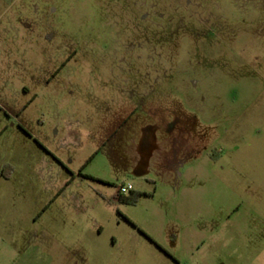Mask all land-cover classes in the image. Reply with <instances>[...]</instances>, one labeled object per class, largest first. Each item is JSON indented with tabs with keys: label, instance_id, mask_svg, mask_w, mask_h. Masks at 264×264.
I'll return each instance as SVG.
<instances>
[{
	"label": "rangeland",
	"instance_id": "374dc122",
	"mask_svg": "<svg viewBox=\"0 0 264 264\" xmlns=\"http://www.w3.org/2000/svg\"><path fill=\"white\" fill-rule=\"evenodd\" d=\"M53 114L81 145L56 149ZM19 120L63 160L62 191L44 189L58 164ZM154 132L172 134L171 173L141 176ZM128 182L144 194L110 202ZM260 256L264 0H0V264Z\"/></svg>",
	"mask_w": 264,
	"mask_h": 264
},
{
	"label": "crops",
	"instance_id": "0c3cea01",
	"mask_svg": "<svg viewBox=\"0 0 264 264\" xmlns=\"http://www.w3.org/2000/svg\"><path fill=\"white\" fill-rule=\"evenodd\" d=\"M36 98L33 97L31 100H29L27 103H24L20 108H18V110H16V113L14 114L15 118L18 120L20 116H23L24 112L26 110H29L31 108V106H33L36 103ZM57 117L55 118V120H57L55 122L54 125V140H55V146L57 150H65L68 149L70 147H76L82 144L81 142V138L83 137V135L81 134V132L78 131L79 126H81V124L78 122L76 123V127L75 126H71L70 124H65L64 126L61 125L60 122V117L61 115H55L53 114L52 117ZM20 121V120H19ZM38 125L42 126L43 128H45V124L42 123V120L39 118L37 120ZM20 126L22 127V132L27 136L29 141L35 142L36 144L39 145H43V147L47 148L55 157V161L57 162V170H58V174L57 175H52L50 177V179L44 183V189H52V190H59L62 191L64 187H62V185H59L57 180L58 178L61 176L62 174V170L64 167V165L62 164V162H60L58 159L62 160L57 154H55L52 149L48 146V138L46 135L43 136H39L36 135L25 123H22L21 121L19 122ZM62 127L64 128L62 131L63 134H61V129ZM171 133V132H170ZM159 133L158 132H154L153 137H154V142H155V148L153 149L152 152L150 153H142L140 154L141 159H143V161H145L144 166L142 167L143 172L141 174L142 175H146V177H151V173L153 170H155V168L158 169V173H161L163 176L169 175L171 173V168L169 167V160L170 157H168L167 154V147H168V143L170 141H172V134H171V138H168L166 135L163 134V138L160 140L159 138ZM177 145L180 147L181 145H184V143L187 145L186 140L180 136V139H178L177 141ZM45 150V149H43ZM63 161V160H62ZM184 159H183V153L181 151L177 152L176 155V164L177 167L179 168L182 163H183ZM65 163V162H64ZM46 164H44L45 166ZM66 165V164H65ZM44 166L42 167L41 173H44ZM52 169H51V173H52ZM140 173V171H138ZM137 172V173H138ZM94 177V176H93ZM99 179V178H98ZM104 181H107L103 178H100ZM152 180H154V178H150ZM118 187V186H117ZM135 187V186H134ZM117 189V188H116ZM135 189V188H134ZM112 197V200H110V202H120V199H116L117 195H110ZM109 197V196H108ZM107 197V199H108ZM110 197V199H111ZM121 203V202H120ZM173 260L175 262H179L180 259L177 255L174 254ZM231 264H264V257L260 256L257 257L251 261H246L244 263H231Z\"/></svg>",
	"mask_w": 264,
	"mask_h": 264
},
{
	"label": "trees",
	"instance_id": "16d2710c",
	"mask_svg": "<svg viewBox=\"0 0 264 264\" xmlns=\"http://www.w3.org/2000/svg\"><path fill=\"white\" fill-rule=\"evenodd\" d=\"M80 174H82V173L80 172ZM89 178L92 179V180H97V181H100V182L109 184L108 182H106L104 180H101V179H98V178H94L92 176H89ZM143 194L144 193H136V192L132 191L129 195H122V196H120L119 199H120V202L121 203L134 204V203H136V201L138 200V198L140 196H142Z\"/></svg>",
	"mask_w": 264,
	"mask_h": 264
},
{
	"label": "built area",
	"instance_id": "2783aa9c",
	"mask_svg": "<svg viewBox=\"0 0 264 264\" xmlns=\"http://www.w3.org/2000/svg\"><path fill=\"white\" fill-rule=\"evenodd\" d=\"M134 189V186L132 183H121L117 187V198L118 199L122 195H127L130 191Z\"/></svg>",
	"mask_w": 264,
	"mask_h": 264
},
{
	"label": "flooded vegetation",
	"instance_id": "af4514ba",
	"mask_svg": "<svg viewBox=\"0 0 264 264\" xmlns=\"http://www.w3.org/2000/svg\"><path fill=\"white\" fill-rule=\"evenodd\" d=\"M58 74V73H57Z\"/></svg>",
	"mask_w": 264,
	"mask_h": 264
}]
</instances>
